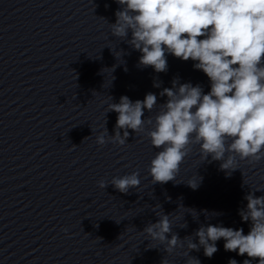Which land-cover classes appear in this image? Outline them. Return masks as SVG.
<instances>
[{
  "label": "clouds",
  "instance_id": "clouds-1",
  "mask_svg": "<svg viewBox=\"0 0 264 264\" xmlns=\"http://www.w3.org/2000/svg\"><path fill=\"white\" fill-rule=\"evenodd\" d=\"M116 2L121 8L115 13L116 22L109 24L111 34L141 53L139 65L161 73L168 70L166 54L192 60L193 67L209 78L210 91L205 94L199 84L173 79L172 87L160 92L167 101L159 105L154 119L142 117L145 109L152 112L158 105L156 94L149 92L134 102L121 96L107 111L118 113L114 135H109L105 123L96 136L97 144L123 146L129 129L136 134L150 126L146 135L160 149L148 168L153 184L176 182L193 145L199 146L202 161L208 157L220 161V170L229 176L239 168V161L264 160V0ZM109 184L127 194L129 189H138L141 180L138 172H132L110 182L98 181L101 189ZM188 186L196 189L199 183L189 182ZM244 199L247 206L239 215L250 222L246 235L242 228L208 224L195 231L198 243L191 236L181 240L172 232L170 215L164 213L157 214L158 221L149 223L143 232L150 241L164 245L168 254L183 248L187 240L189 251L203 247L204 255L211 258L218 251L216 242L223 238L225 251L249 258L243 264H253V260L264 264V195L249 192ZM228 264L237 261L230 259Z\"/></svg>",
  "mask_w": 264,
  "mask_h": 264
}]
</instances>
